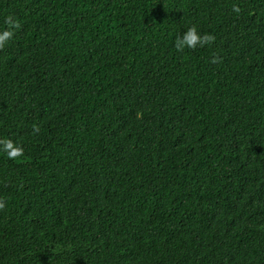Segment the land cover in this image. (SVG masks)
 <instances>
[{
  "label": "trees",
  "instance_id": "trees-1",
  "mask_svg": "<svg viewBox=\"0 0 264 264\" xmlns=\"http://www.w3.org/2000/svg\"><path fill=\"white\" fill-rule=\"evenodd\" d=\"M5 31L0 264H264V0H0Z\"/></svg>",
  "mask_w": 264,
  "mask_h": 264
},
{
  "label": "clouds",
  "instance_id": "clouds-1",
  "mask_svg": "<svg viewBox=\"0 0 264 264\" xmlns=\"http://www.w3.org/2000/svg\"><path fill=\"white\" fill-rule=\"evenodd\" d=\"M234 11H239L238 8L233 9ZM12 27L18 28L19 24L12 25ZM14 33L12 31H5L3 35H0V49H2L5 45V42L10 40ZM215 42V37L210 34H206L204 36H200L198 34L197 28L195 25L190 27L186 33L181 37H178L175 42V46L177 51H183L184 47H188L191 49H195L197 45L203 47L205 44H211ZM213 63H216L217 60L213 59ZM35 132H39V128L34 127ZM0 143H4L6 145L5 151L7 152V155L9 159H16L17 157H20L23 155V148L19 146H13V143L11 141H0ZM4 207V203L0 202V209Z\"/></svg>",
  "mask_w": 264,
  "mask_h": 264
}]
</instances>
